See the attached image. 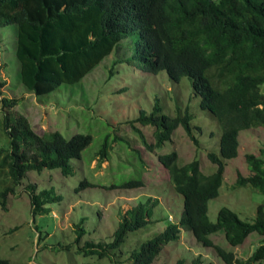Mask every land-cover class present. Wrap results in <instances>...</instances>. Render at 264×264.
<instances>
[{"label":"trees","instance_id":"1","mask_svg":"<svg viewBox=\"0 0 264 264\" xmlns=\"http://www.w3.org/2000/svg\"><path fill=\"white\" fill-rule=\"evenodd\" d=\"M7 27L13 28V54L18 64L14 85H22L37 98L61 94L80 83L105 58L119 54L113 73L118 63L128 62L130 51L131 59L144 73L164 71L174 84L187 77L200 99V109L214 117L221 132L219 152L207 155L216 165L212 174L204 173L198 159L180 164L175 150L158 156L176 193L183 197V213L177 224L167 225L142 242L130 252L128 262H119L129 235L155 222L156 204L151 198L141 200L123 216L109 242L87 241L78 254L107 259L110 264H153L164 247L177 242L185 230L226 264L264 261V205L258 206L253 221L243 220L227 207L220 209L216 222L209 218V202L219 196L227 161L239 155L240 133L264 128V0H0V29ZM6 84L0 78L2 210H8L9 198L19 195L31 172L58 170L65 177L74 175L75 162L82 160L92 142L91 135L80 133L71 138L59 131L39 135L28 117L16 110L21 100L3 96ZM192 119L189 107L182 111L177 103L175 115L156 107L149 115L142 111L132 124L153 151L172 141L180 127L197 142ZM136 123L153 128V143L148 144ZM114 139L127 141L117 135ZM110 150L108 135L97 156L109 160ZM246 162L251 174H239L236 186H249L264 194V147L259 155H246ZM143 169L142 160L132 171L138 178L111 188L142 187ZM94 187L85 179L77 190ZM27 194L33 215L49 213L48 204L62 199L54 187L39 191L36 184L27 186ZM76 231L78 240L86 232L82 227ZM218 233L232 247L242 245L253 233L261 237V243L244 261L214 242L211 236ZM0 264L11 263L0 258Z\"/></svg>","mask_w":264,"mask_h":264},{"label":"rangeland","instance_id":"2","mask_svg":"<svg viewBox=\"0 0 264 264\" xmlns=\"http://www.w3.org/2000/svg\"><path fill=\"white\" fill-rule=\"evenodd\" d=\"M126 55L128 62L118 63L113 73V62L119 54L105 58L80 83L64 89L61 94L54 93L40 99L22 85H14L18 64L13 54V28L0 29V78L7 83L2 88L3 96L21 100L16 110L28 117L39 135L59 131L66 138L78 133L92 136L82 160L75 162L74 175L65 177L58 170L31 172L19 188V195L9 198L8 210L0 209V258L11 264H110L107 259L99 261L96 257L78 254L77 250L87 241L109 242L123 216L141 200L151 198L156 204L155 222L129 235L123 249L125 253L117 258L119 262H128L133 249L164 231L167 225L177 224L182 217L183 197L176 193L169 172L159 163L158 156L175 150L179 153L180 164L198 159L205 174L216 171V165L207 155L211 151L219 152L221 132L214 117L200 109V99L195 97L189 79L184 77L180 83L174 84L164 71L144 73L131 59L130 51ZM261 89L264 92V85ZM177 103L182 111L189 107L193 115V135L198 141L180 127L172 141L152 151L136 132L132 121L142 111L149 115L156 107H162L167 115H175ZM136 126L148 144L154 142L153 128L140 123ZM108 135L112 148L110 158L101 160L97 152ZM116 135L131 145L120 139L115 141ZM131 147L137 152H133ZM263 147L264 128H251L240 133L239 155L227 161L219 196L209 202L212 222L217 221L223 207L236 212L243 220L255 219L258 206L264 205V194L249 186L237 187L236 181L239 174H251L246 155H259ZM142 160V187L111 188L113 184L121 185L133 177L138 178V173L132 171L135 165H141ZM85 179L96 187L77 190ZM29 184H36L39 191L54 187L56 195L62 199L48 204L49 213L33 215L27 194ZM77 227L86 231L80 240ZM211 238L244 261L261 243V237L256 233L238 247H232L222 233ZM179 262L226 264L212 248L203 247L185 230L177 242L164 247L153 264ZM255 264H264V261Z\"/></svg>","mask_w":264,"mask_h":264}]
</instances>
